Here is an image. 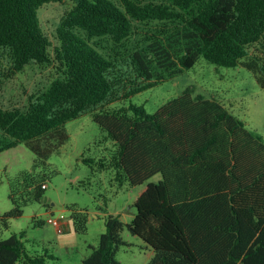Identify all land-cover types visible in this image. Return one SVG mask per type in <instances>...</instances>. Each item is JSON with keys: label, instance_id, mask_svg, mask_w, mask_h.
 <instances>
[{"label": "trees", "instance_id": "16d2710c", "mask_svg": "<svg viewBox=\"0 0 264 264\" xmlns=\"http://www.w3.org/2000/svg\"><path fill=\"white\" fill-rule=\"evenodd\" d=\"M60 1L0 0V88L4 76L32 63L54 66L58 74L26 107L0 105V153L24 144L37 157L32 170L10 184L13 208L0 214L3 227L29 203L43 201V167L69 140L66 124L89 114L116 149L108 159L83 162L112 169L120 185L147 183L126 224L152 248L147 264H264L263 136L221 101L191 88L154 113L144 105L119 107L201 57L218 66H245L264 88V58L250 51L264 45V0H73L54 45L39 9ZM134 21L171 27L131 48ZM157 175L158 181H149ZM68 209L74 230L85 233L88 209ZM124 226L109 215L98 247L81 264H122L116 252L125 244ZM24 237L25 231L0 240V264L55 258L30 254Z\"/></svg>", "mask_w": 264, "mask_h": 264}, {"label": "rangeland", "instance_id": "374dc122", "mask_svg": "<svg viewBox=\"0 0 264 264\" xmlns=\"http://www.w3.org/2000/svg\"><path fill=\"white\" fill-rule=\"evenodd\" d=\"M114 1L121 4V0ZM73 4V0H62L47 3L39 9L41 25L54 45L59 44L57 28L62 17ZM134 27L135 33L129 42L131 48L137 43L146 42L149 35L160 34V29L169 30L171 24L162 27L157 22L144 24L134 21ZM174 46L177 49L181 47L177 42H174ZM51 51L54 52V47H51ZM250 51L264 58V45L254 44ZM57 75L54 66L32 63L11 78L4 76L0 88V105L4 108L26 107L29 97L48 87ZM188 88L192 89L194 95L201 94L205 98L221 101L249 129L264 138V88L259 85L254 73L242 65L218 66L201 57L193 68L134 95L119 104V107L144 105L147 112L154 113ZM66 130L69 140L50 156L42 169L48 176L43 201L26 205L23 215L13 218L8 228H4L0 220V240L25 231L23 241L30 254H53L55 258H47V264H81L91 254L92 247H98L100 236L106 231V219L113 215L125 223L121 233L125 244L117 250L116 259L122 264L149 263L153 258L152 248L141 237L133 235L126 226L136 214L134 203L147 183L131 186L125 182L120 185L112 169L91 168L83 162L84 157L108 159L116 149L114 142L107 138L106 132L91 115L85 114L69 121ZM36 158L35 153L24 144L0 153V214L13 208L11 182L20 172L32 170ZM158 180L157 175L149 181ZM47 203L49 206L45 205ZM70 205L89 211L87 231L83 234L73 228L58 233L48 223L49 217L64 215L66 224V219L71 215L68 209ZM17 264L24 263L19 261Z\"/></svg>", "mask_w": 264, "mask_h": 264}, {"label": "built area", "instance_id": "2783aa9c", "mask_svg": "<svg viewBox=\"0 0 264 264\" xmlns=\"http://www.w3.org/2000/svg\"><path fill=\"white\" fill-rule=\"evenodd\" d=\"M46 184L43 185V188H46ZM64 215L59 217H49L48 223L53 225L58 233H63L65 231V224H64Z\"/></svg>", "mask_w": 264, "mask_h": 264}, {"label": "crops", "instance_id": "0c3cea01", "mask_svg": "<svg viewBox=\"0 0 264 264\" xmlns=\"http://www.w3.org/2000/svg\"><path fill=\"white\" fill-rule=\"evenodd\" d=\"M71 228H73V225H72V222H71V220H70V218H67L66 219V224H65V231H68V230H70ZM74 229V228H73ZM57 231V230H56ZM64 231V232H65Z\"/></svg>", "mask_w": 264, "mask_h": 264}, {"label": "water", "instance_id": "95a60500", "mask_svg": "<svg viewBox=\"0 0 264 264\" xmlns=\"http://www.w3.org/2000/svg\"><path fill=\"white\" fill-rule=\"evenodd\" d=\"M47 201V198H45V202Z\"/></svg>", "mask_w": 264, "mask_h": 264}]
</instances>
